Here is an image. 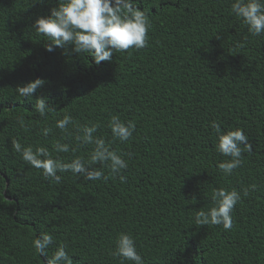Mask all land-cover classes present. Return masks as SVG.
Returning a JSON list of instances; mask_svg holds the SVG:
<instances>
[{
    "label": "trees",
    "instance_id": "obj_1",
    "mask_svg": "<svg viewBox=\"0 0 264 264\" xmlns=\"http://www.w3.org/2000/svg\"><path fill=\"white\" fill-rule=\"evenodd\" d=\"M32 2L0 0V264H45L32 247L42 232L54 238L48 255L65 244L73 264H120L111 253L121 233L134 237L144 264H264V36L231 14L233 0H135L149 12L148 46L99 65L87 54L46 51L32 25L56 0ZM36 78L44 87L23 102L15 88ZM37 96L55 110L47 138ZM65 113L78 125L99 123L97 135L131 154L125 183L70 172L49 182L14 151L13 139L51 151ZM19 114L29 127L16 123ZM112 115L135 123L129 141L112 137ZM212 122L243 129L252 144L230 176L218 168L229 158L216 151ZM59 155L67 162L73 154ZM214 188L241 191L231 230L195 224Z\"/></svg>",
    "mask_w": 264,
    "mask_h": 264
},
{
    "label": "clouds",
    "instance_id": "obj_2",
    "mask_svg": "<svg viewBox=\"0 0 264 264\" xmlns=\"http://www.w3.org/2000/svg\"><path fill=\"white\" fill-rule=\"evenodd\" d=\"M45 0H33L32 3L43 4ZM231 14L241 20L247 31L254 37L264 36V0H233L230 6ZM149 12L136 4L135 0H56L49 14L38 17L32 29L35 33L46 38L45 49L48 52L59 47L67 54L69 50L81 57L90 56L96 65L102 61L112 60L114 53H126L129 49L141 50L148 46ZM40 41H44L41 39ZM46 81L36 78L15 88V93L25 100L33 101L34 94L44 87ZM33 109L43 119L40 135L47 138L53 127L47 124V115L55 111L54 106L46 97L37 96ZM16 123L21 128L29 127L25 123L23 114L16 116ZM74 129V131L70 130ZM101 125L90 123L78 125L70 113H65L62 118L54 122V128L59 129L64 135L75 142L57 140L51 151L45 145H23L19 140L11 141L14 151L20 154L26 165L41 171L42 176L49 182L60 184L62 176L59 173L70 172L88 181L119 178L125 183L127 177L122 175L127 169L128 162L125 155L111 147L110 142L97 135ZM107 127L114 140L121 143L129 141L135 131L133 121L124 122L118 115H112ZM218 138L216 151L229 159L218 164L219 170L225 175L233 174L234 169L241 166L243 153H251L252 144L241 128L223 131L221 125L212 122ZM92 150L85 159L75 155L77 151L86 146ZM56 153L54 156L52 153ZM60 153H72V158L67 162L61 159ZM99 164V167H93ZM107 170V174L105 172ZM243 195H248V190L243 189ZM213 206L207 210L195 213V224L199 226H222L225 231L233 227V211L241 201V191L233 188H214L211 193ZM54 244L53 236L42 232L32 241V247L40 258L45 257V264H73L71 256L66 251V245L60 244L51 256L48 250ZM111 255L120 258V264L130 261L132 264H144V258L137 251L134 237L128 233H121L116 239L115 249Z\"/></svg>",
    "mask_w": 264,
    "mask_h": 264
},
{
    "label": "water",
    "instance_id": "obj_3",
    "mask_svg": "<svg viewBox=\"0 0 264 264\" xmlns=\"http://www.w3.org/2000/svg\"><path fill=\"white\" fill-rule=\"evenodd\" d=\"M6 186H7V182H6Z\"/></svg>",
    "mask_w": 264,
    "mask_h": 264
}]
</instances>
